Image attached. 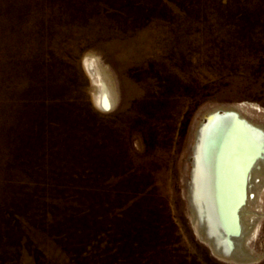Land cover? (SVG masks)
I'll use <instances>...</instances> for the list:
<instances>
[{
  "label": "rangeland",
  "instance_id": "374dc122",
  "mask_svg": "<svg viewBox=\"0 0 264 264\" xmlns=\"http://www.w3.org/2000/svg\"><path fill=\"white\" fill-rule=\"evenodd\" d=\"M237 107L264 125V0H0V264H264V173L247 261L189 207L199 127Z\"/></svg>",
  "mask_w": 264,
  "mask_h": 264
},
{
  "label": "bare ground",
  "instance_id": "6f19581e",
  "mask_svg": "<svg viewBox=\"0 0 264 264\" xmlns=\"http://www.w3.org/2000/svg\"><path fill=\"white\" fill-rule=\"evenodd\" d=\"M87 66L91 74L97 79V62L87 61ZM97 82L99 85L100 80ZM99 87L98 101L104 106L111 107L113 100L111 90L106 94L103 84ZM241 108L224 110L226 115L222 117L214 115L215 111L211 112L208 115V123L199 127L196 146L193 150V176L189 184V207L198 234L218 256L229 261H244L245 259L247 261L249 259L248 257L244 258L247 256L245 254L240 257L238 254L233 255L232 251L236 244V238H239L238 242L242 246V242L248 241L250 235L252 237L256 234V219L254 217L256 214L254 215L255 212L250 210V206H254L257 200L256 196L252 195V190L257 189L258 183H261L262 176L256 177V173L258 171L260 174L262 173L261 175L264 173V125L254 124L244 118ZM242 121H246L248 125L244 126ZM237 131L241 138L236 145V150H240V152L245 149L248 150V141L253 148L252 150L260 155L248 174L246 203L236 215L234 203L238 192V166L235 170L234 181L230 185L225 178V169L229 154V152L227 154V145L230 143L229 139ZM243 211H245L244 216L247 218L249 216V221L244 219L247 221L244 222V225L241 221ZM236 227L240 229L239 234H235L237 232Z\"/></svg>",
  "mask_w": 264,
  "mask_h": 264
},
{
  "label": "water",
  "instance_id": "95a60500",
  "mask_svg": "<svg viewBox=\"0 0 264 264\" xmlns=\"http://www.w3.org/2000/svg\"><path fill=\"white\" fill-rule=\"evenodd\" d=\"M213 114L218 117H222L226 115V112L220 109V110H216ZM206 123H208V119ZM241 123H243L244 126L248 125L246 121H242ZM247 143L249 144V147H247L248 150L245 149L240 152L241 156H239L238 164H237L238 173H239L237 180L238 192L234 203V211L236 215L246 203L247 200L246 187H247L248 174L252 168V165L260 155L257 154L254 150H252L253 148L251 147L248 141ZM236 228H237L236 230L237 232L235 231L236 232L235 234H239L240 229H238V227Z\"/></svg>",
  "mask_w": 264,
  "mask_h": 264
}]
</instances>
